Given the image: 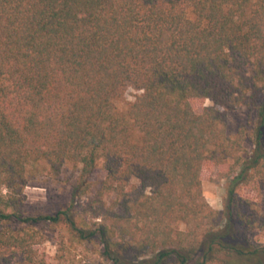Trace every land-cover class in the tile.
Listing matches in <instances>:
<instances>
[{
  "label": "trees",
  "instance_id": "obj_1",
  "mask_svg": "<svg viewBox=\"0 0 264 264\" xmlns=\"http://www.w3.org/2000/svg\"><path fill=\"white\" fill-rule=\"evenodd\" d=\"M263 94L264 0H0V264H264ZM69 166L67 206L25 214Z\"/></svg>",
  "mask_w": 264,
  "mask_h": 264
},
{
  "label": "rangeland",
  "instance_id": "obj_2",
  "mask_svg": "<svg viewBox=\"0 0 264 264\" xmlns=\"http://www.w3.org/2000/svg\"><path fill=\"white\" fill-rule=\"evenodd\" d=\"M141 94V91L136 90L133 87H128L123 96L116 102V109L119 113H124L129 105L133 103L137 96ZM264 99L263 96L258 100L259 102ZM210 106L208 100L196 107V111L199 112L202 107ZM247 120V109L240 108L227 112V126L226 133L233 135L240 123H244ZM104 177V172L98 169L93 177L92 181L100 180ZM76 178V170L69 166L67 171L60 175L57 179L44 180L41 182L30 183L23 190L24 212L27 215H39V214H55L56 212L64 209L69 200L71 188ZM227 179L223 176V172L218 168H214L208 172L205 180L202 183V191L205 199L209 205L220 211L222 209L223 197L225 193V187ZM249 195L248 193H245ZM45 231L46 240L41 244L40 250L44 253L45 257L53 262L56 246L55 241L57 234H52L49 231ZM251 241L264 245V235L256 234L250 238ZM80 256H78L75 264H107L102 262L90 248L81 249Z\"/></svg>",
  "mask_w": 264,
  "mask_h": 264
}]
</instances>
